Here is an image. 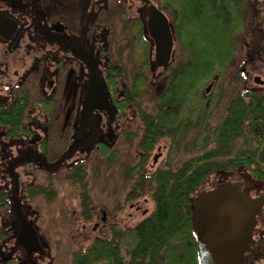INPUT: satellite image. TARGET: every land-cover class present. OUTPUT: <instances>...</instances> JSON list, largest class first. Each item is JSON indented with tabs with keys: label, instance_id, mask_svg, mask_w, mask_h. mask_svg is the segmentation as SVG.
<instances>
[{
	"label": "flooded vegetation",
	"instance_id": "obj_1",
	"mask_svg": "<svg viewBox=\"0 0 264 264\" xmlns=\"http://www.w3.org/2000/svg\"><path fill=\"white\" fill-rule=\"evenodd\" d=\"M197 17L203 35L209 31L204 29L214 27L219 28L220 39L227 34L232 55L213 81L188 90L181 113L190 106L186 116H206L215 90V107H220L226 92L222 75L228 70L236 92L232 100L264 102V0H0V191L6 190L11 198V216L1 218L9 237L1 243L0 261L30 264L17 242L22 226L14 211L15 191L20 213L37 226L38 211L28 203L30 189L40 186V174L74 173L96 153L110 161L111 155H117L115 161H125L127 134L133 127L139 133L144 129L136 81L144 80V89L154 93L155 111L172 84L174 70L182 65L190 70L193 52L187 43ZM168 38L169 62L158 65V44ZM96 73L114 119L107 110L92 109L97 136L86 143L94 136L85 111ZM72 151L71 158L63 159ZM155 165L153 159L150 168ZM240 179V184L234 183L243 186L246 197L264 199V180L249 171L241 172ZM222 183L227 182L221 179L209 191ZM107 222L104 216L102 223ZM49 254L45 248V255L37 252L33 258L38 264H50L44 261ZM243 264H264V206Z\"/></svg>",
	"mask_w": 264,
	"mask_h": 264
},
{
	"label": "trees",
	"instance_id": "obj_2",
	"mask_svg": "<svg viewBox=\"0 0 264 264\" xmlns=\"http://www.w3.org/2000/svg\"><path fill=\"white\" fill-rule=\"evenodd\" d=\"M197 19L191 22L194 35L189 49L192 52L196 46L197 52L191 53L190 70L186 71L183 65L174 70L172 84L157 101L155 111L140 109L143 131L128 135L130 141L138 142L137 149L141 154L136 157V163L127 166L124 174L125 182L133 186L127 200L151 193L155 203L153 213L131 229L135 238L131 249L124 246L127 231L114 226L111 239L97 238L86 250L75 252L74 264H201L193 231L194 195L215 173L235 175L243 168L251 176L264 180V102L249 105L241 99L227 101L229 105L213 129L207 128L208 114L192 113L188 117L181 113L188 90L213 79L232 55L227 34L224 33V39L219 37L217 41L219 28L214 27L212 30L204 29L209 31L203 35L199 30L201 20ZM136 82V97L141 98L144 80ZM191 131L204 134L202 148L205 153L189 159L178 168H173L170 162L151 173L147 165L158 143L162 139H171L174 145H178ZM239 141H244L240 147ZM193 146L196 149L195 144ZM106 151L102 153L106 154ZM110 158L115 162L117 155ZM86 171L87 166L79 168L69 178L83 184ZM53 193L35 186L30 189L29 197L34 199L43 194L54 201ZM8 195L6 190L0 191V218L7 214L11 216V198ZM90 201L85 192L82 214L87 219H92ZM8 237V227L0 222V248ZM0 264L13 262L2 259Z\"/></svg>",
	"mask_w": 264,
	"mask_h": 264
},
{
	"label": "rangeland",
	"instance_id": "obj_3",
	"mask_svg": "<svg viewBox=\"0 0 264 264\" xmlns=\"http://www.w3.org/2000/svg\"><path fill=\"white\" fill-rule=\"evenodd\" d=\"M220 31L222 30L220 29ZM219 37L216 34L217 41H219ZM190 45L191 42L187 43L188 49ZM192 52L196 54V46ZM145 72L148 74V77L151 75L149 70ZM130 76L135 77L139 75L131 73ZM230 77L231 73L229 70L222 75V78L225 80L226 92L225 101L220 107H215L217 92L216 90L213 92V100L208 106V108L210 107L207 118V128L209 129H213L218 124L224 113V109L229 105L227 101L232 99L236 94L235 90L231 87V81H228ZM211 81L213 79L206 83L209 84ZM152 94L154 95L152 90L147 88L144 89L141 98H138L137 102L142 110H154ZM193 106L197 109L198 102L196 101ZM189 108L190 106H186L182 114L186 115V110ZM133 132L130 133L133 134ZM204 137V134L199 135L197 131H191L187 138L180 141L178 145H174L171 139H162L155 147L152 157L148 162V167H150L153 164L154 157L161 155L158 163L150 168V172L152 173L165 163L170 162L173 168H178L189 159L203 155L205 153V150L202 148ZM243 142L239 141L238 147ZM194 144L196 149L193 146ZM137 145L138 142H132L130 138H127L124 149V162H111L109 158H102L98 153L94 154L88 162L86 179L83 184L70 179L69 177L74 176V174H70L67 171L60 172L52 176V178H47L48 176L44 174L39 175L40 178L37 183L42 190L45 188V190L52 191L55 194L54 201H50L47 195L40 194L28 203L31 208L38 211L37 229L39 232L40 230L42 231L40 234L42 235L43 233L42 236L47 245V251L50 253L44 258L45 262H50V264H74L73 254L75 252L86 250L90 246V243L97 238L110 239L114 226L122 228H118L121 231H127L124 246L128 249L134 247L135 238L131 229L150 216L155 208V203L150 196L151 193L143 195L140 199L127 200V196L133 186L125 182L124 174L127 166L137 162L136 157L139 154ZM241 172L246 173L247 171L239 170L235 175H232V173H228L227 175L221 173L210 175L209 179L194 195V199L196 200L199 194L216 187L221 179L227 183L235 182L240 184ZM85 192L91 200L89 209L92 212V219H87L82 214V201ZM132 206L134 208H131ZM102 212H106L104 216H108L106 224L102 223V218L104 217ZM0 222H2L1 218ZM96 226L98 227L97 230H95Z\"/></svg>",
	"mask_w": 264,
	"mask_h": 264
},
{
	"label": "water",
	"instance_id": "obj_4",
	"mask_svg": "<svg viewBox=\"0 0 264 264\" xmlns=\"http://www.w3.org/2000/svg\"><path fill=\"white\" fill-rule=\"evenodd\" d=\"M152 34V24L150 25ZM161 41L164 37L160 38ZM158 44V65L169 62L172 51V42ZM96 83L88 93L85 119L91 123L90 128L94 136L86 143H91L97 136V128L91 117L92 109L108 111L114 119L112 107L103 91L101 79L95 74ZM87 125L86 122H83ZM73 151L63 159H69ZM161 155L154 157L156 164ZM59 165V164H58ZM58 165L50 167L56 169ZM14 192L13 206L16 215L21 221V230L17 236L18 244L23 247L30 264H38L33 258L34 253L45 255L47 245L43 243L41 234L34 226L33 221L26 219L18 207ZM264 206V199H249L243 192V186L235 183H222L217 189L200 194L196 198V211L193 217V231L198 242L201 264H243L244 255L252 242V233L256 225V217Z\"/></svg>",
	"mask_w": 264,
	"mask_h": 264
}]
</instances>
